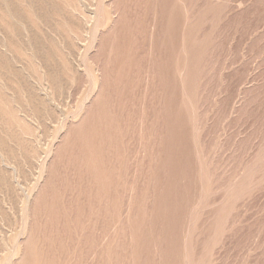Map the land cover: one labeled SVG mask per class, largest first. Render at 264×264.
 <instances>
[{"label": "rangeland", "instance_id": "374dc122", "mask_svg": "<svg viewBox=\"0 0 264 264\" xmlns=\"http://www.w3.org/2000/svg\"><path fill=\"white\" fill-rule=\"evenodd\" d=\"M0 264H264V0H0Z\"/></svg>", "mask_w": 264, "mask_h": 264}]
</instances>
